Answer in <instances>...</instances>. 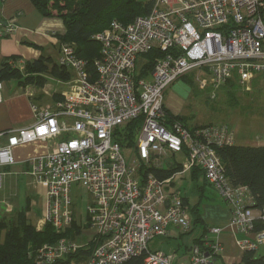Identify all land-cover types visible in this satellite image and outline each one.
I'll return each mask as SVG.
<instances>
[{
	"label": "built area",
	"instance_id": "obj_1",
	"mask_svg": "<svg viewBox=\"0 0 264 264\" xmlns=\"http://www.w3.org/2000/svg\"><path fill=\"white\" fill-rule=\"evenodd\" d=\"M143 1L152 2L147 15L128 24L113 20L92 37L100 46L93 72L71 45H60L58 64L72 77L59 98L41 111L31 105L37 120L33 126L7 131V143L0 147V189L1 169L14 163L13 147L45 142L46 153L29 161L31 175L46 189L44 222L57 233L69 227L70 187L85 188L91 196L86 213L97 241L86 264H124L140 256L143 264H175L174 255L150 250L148 243L166 238L170 227L189 230L183 196L169 185L175 174L197 167L231 212L226 228L245 235L239 248L256 250L264 243V206L251 208L248 188L227 181L216 152L235 143L233 131L226 125L188 130L179 121L169 124L163 101L165 91L192 72L200 88L214 91L234 79L249 90L255 75L264 74V0ZM12 32L13 26L0 22V37ZM153 49L166 54L154 60L147 75L137 77L136 68L145 63L139 58ZM135 119L140 124L130 149L133 160L127 162L113 133ZM174 157L181 158L173 161L179 170L169 178L143 172L159 167L161 158ZM221 231L208 229L215 236ZM78 248L62 238L39 248L36 260L52 264ZM221 251L217 239L202 237L184 264H210Z\"/></svg>",
	"mask_w": 264,
	"mask_h": 264
},
{
	"label": "trees",
	"instance_id": "obj_2",
	"mask_svg": "<svg viewBox=\"0 0 264 264\" xmlns=\"http://www.w3.org/2000/svg\"><path fill=\"white\" fill-rule=\"evenodd\" d=\"M32 6L46 18H56L63 22V33L58 34V47L61 44L71 45L77 57L88 62V68L93 72V62L99 57V43L92 37L107 29L111 21L115 20L122 24L132 22L138 16L149 13L152 2L143 0H29ZM169 53V51H167ZM166 52L153 49L142 55L145 59L144 65L136 68L137 77L147 75L154 66V60ZM15 59L14 56L7 58L0 69V82L15 79L21 87L33 86L37 89L44 88L47 78H55L68 81L72 72L65 66L59 65L50 57L39 56L26 62L22 71L8 65V60ZM224 86L230 88L239 87L234 79ZM223 86V87H224ZM59 98V94H55ZM166 113V112H165ZM168 116L169 114L166 113ZM181 116H171L167 123L179 121L183 123ZM140 120L135 119L115 129L114 141L120 142L122 146H135V138L139 129ZM188 130L208 125H196L188 127ZM224 169L227 181L232 186L244 185L253 197L252 209H260L264 206V145L250 146L237 145L224 146L216 149ZM178 162L166 167L151 166L143 168L144 171L152 172L159 179H166L179 170ZM202 176L199 168H193L191 177ZM200 188H203L200 187ZM185 204V199L183 198ZM198 205L189 207L193 216V225L198 224ZM261 229L260 226L256 230ZM4 231L3 239L0 237V264H38L36 252L43 245H54L60 239L68 236V231L55 232L53 228L45 223L37 230L24 216L17 213L15 217L0 222V236ZM97 241L92 239L86 246L79 247L75 252L68 253L56 259L52 264H72L88 259ZM194 244L201 245V238L196 239ZM124 264H143V257H131ZM240 264H264V255L256 254V250H245L241 256Z\"/></svg>",
	"mask_w": 264,
	"mask_h": 264
},
{
	"label": "crops",
	"instance_id": "obj_3",
	"mask_svg": "<svg viewBox=\"0 0 264 264\" xmlns=\"http://www.w3.org/2000/svg\"><path fill=\"white\" fill-rule=\"evenodd\" d=\"M0 22L3 26L9 25L14 27V32H12V34L0 37V69L2 63L11 56H14L15 59L8 60V65L19 71L23 70L26 62L32 61L39 56L50 57L53 61L58 63L60 51L57 37L59 32L64 29V26L59 28V19L43 17L32 6L29 0H0ZM45 47L51 50L46 49L47 51L44 52ZM48 79L49 78H47V83L42 89H37L33 86L21 87L15 79L0 82V147L7 143V131L28 128L36 123V114L31 108L32 104H35L38 111H41L47 104L58 99L55 97V94H59L66 88V82L63 83L64 81L52 78L60 84H58L57 87H52L51 90L48 91ZM10 82L12 83L11 85L8 84ZM167 90L164 93V111L169 115L171 113V116L173 117L179 116L165 105V94ZM58 140L61 139L59 138ZM235 144L241 145L236 141ZM260 145H264V143L250 144V146ZM46 149L47 144L41 141L13 147L11 154L14 163L1 169V171H3V178L0 189V222L10 220L15 217L17 213L23 212L25 218L37 230H40L44 226L46 215V189L44 185L36 182L31 175V165L29 161L34 157L44 155ZM192 170L193 169L186 172V174L189 176V182L195 183L196 181L192 187V191L197 192L198 199L190 204L187 194L183 196V198L186 201L184 204L186 208H189L190 205L194 206L199 203L198 224L201 225L199 233L188 244L184 241L186 238L185 236L189 235L195 227L193 225V216L187 211L189 216V230L183 232L179 228L170 227L169 234L166 238H154L148 243L149 249L161 250L168 255H174L173 261L175 264H184L189 260L190 248L194 244V241L206 236L209 240L217 239L222 247L220 255L213 257L210 264H240V259L244 251L239 248L237 243L239 240L243 239L245 235L241 232L233 233L226 228L231 217V212L228 206L223 202L219 195H217V199L205 197V186H211L207 182H203L201 175L195 179L191 177ZM174 176L169 185V188L171 189L176 188ZM24 178L29 181L34 180L33 187L35 189H37L38 186L41 187L44 191V196L35 201L30 195H26L24 198L25 204L24 206H21V204H19V198L26 193V191H23L24 188L20 185ZM199 178L202 180L200 183ZM202 186L203 188H200ZM35 205L42 206L44 212L43 218L39 219L33 214L32 208ZM70 218L71 225L64 229V231H68V236L72 235V237H74L75 234L82 235V223L76 222L71 210ZM85 218V226H88V229L84 228L83 232L85 230H91V232L88 233L89 239L83 245H78L71 239V242L75 243L78 247L86 246L94 238V232L90 228L87 213H85ZM210 227L222 228V231L218 236H215L208 233ZM3 236L4 231L1 232V240L3 239ZM166 247L169 249L166 250ZM256 254L264 255V243L256 249ZM86 261L87 260L72 262V264H86Z\"/></svg>",
	"mask_w": 264,
	"mask_h": 264
},
{
	"label": "rangeland",
	"instance_id": "obj_4",
	"mask_svg": "<svg viewBox=\"0 0 264 264\" xmlns=\"http://www.w3.org/2000/svg\"><path fill=\"white\" fill-rule=\"evenodd\" d=\"M62 27L63 22L59 20V28ZM62 31H60L59 34L63 33ZM46 49L47 47L44 48V52L51 50ZM141 59L143 58L140 57L139 61ZM195 75L196 73L192 72L177 80L168 88L165 94L166 107L175 114L181 116L184 119L183 124L189 128L196 125H226L233 131L235 141L238 144L250 145L264 143V74L258 73L255 75L249 84V90L236 87L232 88L231 92H227V89L231 87L228 88L226 86L220 87L214 91L209 87L200 88L195 80ZM8 84L11 85L12 83L10 82ZM58 84H60L58 81L49 78L47 86L48 91L51 90L52 87H57ZM170 117L171 113L169 116H166L167 120H170ZM133 148L134 147L123 146L121 150V154L127 162L131 157L130 149ZM131 160H133V156ZM175 160L179 162L181 158H161L158 160V165L159 167H166ZM188 178V174L178 173L174 176V183L176 185L175 189L178 190L180 195L185 196L187 194L189 203L192 204L198 199V194L192 191V187L196 181L195 183H191ZM33 181L24 178L20 183L22 188H24L23 191H26L25 195H21L19 198V204H21V206L25 204L24 198L26 195H30L35 201L44 196V191L41 187L38 186L37 189L33 187ZM200 182H202L201 178H199V183ZM217 195V192L213 188L205 186V197L217 199ZM70 198V210L76 222L82 223V235L75 234L74 237L69 235L65 240L71 242L72 239L76 244L83 245L89 239L88 233L91 232V230H85L83 232L84 228L88 229V226H85V209L86 206L90 204L91 197L81 185H72L70 189ZM191 206L192 205H190V208ZM186 210L192 215L191 209L186 208ZM32 212L39 219L44 217L43 208L40 205H35L32 208ZM194 226L192 232L185 236L186 238L184 241L187 244L197 236L199 229H201L200 224H195ZM75 243L73 244L76 245ZM168 249L169 248L166 247V250Z\"/></svg>",
	"mask_w": 264,
	"mask_h": 264
},
{
	"label": "water",
	"instance_id": "obj_5",
	"mask_svg": "<svg viewBox=\"0 0 264 264\" xmlns=\"http://www.w3.org/2000/svg\"><path fill=\"white\" fill-rule=\"evenodd\" d=\"M206 256H207V253H206Z\"/></svg>",
	"mask_w": 264,
	"mask_h": 264
}]
</instances>
